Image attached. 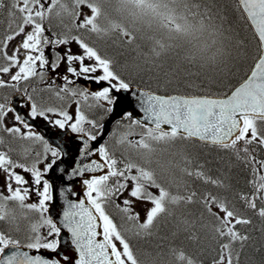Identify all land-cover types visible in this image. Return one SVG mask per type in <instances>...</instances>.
Wrapping results in <instances>:
<instances>
[{
    "label": "snow or ice",
    "instance_id": "snow-or-ice-1",
    "mask_svg": "<svg viewBox=\"0 0 264 264\" xmlns=\"http://www.w3.org/2000/svg\"><path fill=\"white\" fill-rule=\"evenodd\" d=\"M4 9H9V22L6 33L0 36V89H13L25 100L14 104L10 97H4L0 102V131L11 137L7 150H0V221L15 224L18 218L27 220L29 213L38 218L29 223L26 243L0 230V264H157L150 254L134 250L128 234L151 236L161 222L189 205H200L202 218L207 216L211 221L202 228L210 231L219 245L213 264H234V259L239 264L234 245L243 247L249 236L242 234L237 225H251L253 221L236 207L235 200L241 202L245 211L264 220V158L256 155L257 148L264 149V0H234L235 17L214 0H0V11ZM113 14L119 19H114ZM236 21L248 25L256 42V54L245 78L233 84L240 63L247 58V43L237 30ZM140 26L162 31L164 37H148L153 41L150 55L144 54V62L133 64L132 71H155L167 83L196 77L201 84L189 80V87H214L216 91L202 95L137 92L116 70V62L84 38V33L98 38L117 34L132 44ZM55 27L61 30L53 31ZM73 43L80 49L78 53L72 51ZM61 47L62 53L57 51ZM45 48L55 52L54 62L46 57ZM161 57H171L172 63H157ZM61 62L72 76L101 86L97 91L85 88L77 93L68 87L75 81L65 75L66 83L54 93L61 100V93L72 97L79 94L84 101L106 102L109 107L105 110L111 113L121 92L136 98L142 119L132 112H125L123 118L129 121L130 130L141 129L139 138L129 139V131L117 143L134 149L138 160L127 156L118 159L106 144L93 149L91 142L97 141L100 133L89 131L84 124L92 129H102L103 125L87 119L79 108L74 119L63 108L38 103L27 88L21 91V82L33 78L44 81L43 70L58 68ZM48 90H52L51 84ZM21 107H27L26 115ZM49 114L61 118L50 121ZM41 117L60 129L70 128L73 133L82 134V158L100 157L81 162L72 170L71 177L102 174L82 181L86 186L85 199H68V194L76 195L71 187L61 193L66 207L59 221L49 214L53 184L47 174L65 153L59 146L53 147L29 122ZM16 141L30 143H20L17 149L11 146ZM185 141L234 153L251 174L249 191L236 193L230 199L193 189L190 180L225 192L230 191V186L208 175L203 165L191 167L186 153L170 151ZM35 143L43 146V154L34 150ZM5 144L0 136V146ZM14 153L24 159H36L29 165L14 159ZM165 153L171 158L165 159ZM125 193L124 206L116 204V208L131 226L118 227L106 206ZM32 195L37 201L29 203ZM10 202L18 207L19 215L8 207ZM137 203L145 205L143 222L140 213L133 211ZM181 223L183 230L189 232L188 238L198 242L200 237L192 231L195 225ZM64 229L71 234L68 247L74 251L62 247L67 234ZM170 252L180 264H196L184 251L173 248Z\"/></svg>",
    "mask_w": 264,
    "mask_h": 264
},
{
    "label": "trees",
    "instance_id": "trees-1",
    "mask_svg": "<svg viewBox=\"0 0 264 264\" xmlns=\"http://www.w3.org/2000/svg\"><path fill=\"white\" fill-rule=\"evenodd\" d=\"M214 2L218 7L226 9L231 16L235 17V13L232 11L234 8V0H214ZM8 12L9 9L0 11V21H3V23H0V36H3L7 31L9 22ZM113 18L119 19L115 14H113ZM140 27L141 30L136 33L137 39L132 44L125 43L124 38L119 37L117 34L103 38H98L95 34H88L92 38L91 43L103 52L102 55H107L112 58L116 62V70L131 83L136 82L144 87L164 92L182 91L186 93H204L216 91L214 87L211 89L206 87H189V80L197 85L201 84V79H197L196 77L181 78L179 80H173L172 83H167L162 74L158 77L155 71H142L140 73L132 71L131 66L133 64L144 62V54L150 55L153 41L149 40L148 37L155 36L158 39L164 37L162 31L157 32L146 26ZM236 27L241 36L246 40L247 58L240 63L236 75L232 80L233 84L238 83L246 75L253 64V58L256 54V42L252 38V32L248 25L242 21H236ZM161 62L170 64L172 60L171 57H161L157 63ZM149 66L145 65V68ZM96 114H105V112L101 110L97 111ZM117 127L118 125L114 128L109 140L106 142L109 150L114 151L118 159H123L127 156L138 160L139 157L134 149L129 148L127 145L117 143L119 139H115V135H113ZM140 132L141 130H136L133 136L138 135ZM4 136L6 139L10 138L5 134ZM158 147L163 148L165 146L160 145ZM170 151L186 153L192 162L191 167L203 165V170L208 175L216 179H221L230 186V191L225 192L224 189H217L211 184H204L199 180H190L191 187L198 192L210 191L214 194L221 196L227 195L230 199H234L236 193L249 191L251 174L245 165L236 159L234 153L231 151L226 152L203 143H193L191 141L178 143ZM256 155L258 159L264 158V149L257 148ZM164 158L170 159L171 157L168 153H165ZM176 159L179 161L180 157L178 156ZM113 200L114 202H110L106 206V211L118 227H130L131 222L126 221L124 214L116 208V204H120L121 207L124 206L122 204L123 200L120 197H114ZM235 204L253 222L251 225H237V229L242 234L249 236V240L244 242L243 247L239 243H236L234 245V255H239V264H264V220L250 211H245L241 202L238 200H235ZM201 213L202 208L200 205L182 207L175 212L174 216L167 218L154 228L151 236L142 235L137 237L129 233V241L134 250H139L142 253L150 254L151 257L156 258L157 264H180L170 252V249L173 248L177 252L184 251L196 261V264H213V260L218 254L219 245L212 238V233L202 228L203 224L211 223V221L207 216L202 218ZM182 221H188L191 225H195L192 231L200 237L198 242H193L188 238L189 232L183 230L184 225L181 223ZM140 222H143V218H141ZM234 264H236L235 259Z\"/></svg>",
    "mask_w": 264,
    "mask_h": 264
},
{
    "label": "water",
    "instance_id": "water-1",
    "mask_svg": "<svg viewBox=\"0 0 264 264\" xmlns=\"http://www.w3.org/2000/svg\"><path fill=\"white\" fill-rule=\"evenodd\" d=\"M87 87L89 86L91 89L100 88V85H96L86 80H81ZM133 89L137 92L144 89L140 86L134 85ZM151 91V90H149ZM161 94V93H158ZM163 95V94H161ZM175 95V94H169ZM120 100L117 106L112 111L111 115L108 119L104 122V130L102 134L98 137L97 141L91 142V147L93 149L100 146L102 141L106 138L108 133L111 130L112 124L115 120L124 117V112L127 110H133V116L137 117L138 119H142L143 113L139 111V105L137 100L134 96L130 93L121 92L119 94ZM38 128L41 129V133L46 137L53 145L59 146L65 155H63L60 160L57 161V165L47 174V178L53 184V201L51 202L50 212L49 214L52 215L54 220H62L63 219V210L66 207L65 205V197L61 193H64L68 187H71L72 190L76 193V195L68 194V199L73 201H79L81 199H85L84 193L86 190V186L83 184V180L87 178H91L92 175H100L102 173H86L85 176L80 177H71L72 170L77 167L78 164L81 162L88 163L92 159H100L98 155L82 158L80 156V150L82 148L83 141L81 140L82 134L73 133L71 130H61L59 128L52 129L47 123L44 124H36ZM86 139V137H85ZM60 169L64 171L61 172ZM71 177V178H70ZM85 203L87 201L85 200ZM99 230V229H98ZM64 233H67V230L64 229ZM70 233H67L63 236V244L62 247L65 251H74V249L69 248V241H70ZM99 239H102L100 237ZM27 250V249H24ZM32 251V250H27ZM35 254V253H33ZM44 255H48V253H41Z\"/></svg>",
    "mask_w": 264,
    "mask_h": 264
},
{
    "label": "rangeland",
    "instance_id": "rangeland-1",
    "mask_svg": "<svg viewBox=\"0 0 264 264\" xmlns=\"http://www.w3.org/2000/svg\"><path fill=\"white\" fill-rule=\"evenodd\" d=\"M85 11H87V10H85ZM70 47L72 48V51H73L74 53H75V52H78V51L80 50V49L78 48V46H77L75 43L71 44ZM45 55L47 56V53H46ZM62 66H63V62L60 63V66L57 68V70L60 71V69L62 68ZM43 71H45V73L47 74V76H48L49 74H53L52 72H50L49 70H47V68L44 69ZM47 82H48V83H52V84H54V83H55V80H49V79H47ZM98 103H102V104L107 105V103L104 102V101H100V102H98ZM49 116H50V118H51L50 120H55V119H57V118H61V117L57 116L56 114H49ZM130 139L133 140L132 138H130ZM119 197L123 200V199L127 198V193H125L124 196H119ZM36 201H37V197H36L35 195H32V196H31V199H30L28 202H29V203H32V202H36ZM122 204H123V203H122ZM133 211H134V212H139V213H140V217L144 219V215H145V205L140 204V203H137V204L134 206ZM23 220H24V219H23ZM29 221H30V222H34L35 220H29Z\"/></svg>",
    "mask_w": 264,
    "mask_h": 264
},
{
    "label": "bare ground",
    "instance_id": "bare-ground-1",
    "mask_svg": "<svg viewBox=\"0 0 264 264\" xmlns=\"http://www.w3.org/2000/svg\"><path fill=\"white\" fill-rule=\"evenodd\" d=\"M13 157H14V159H17V155L15 156V155H13Z\"/></svg>",
    "mask_w": 264,
    "mask_h": 264
}]
</instances>
